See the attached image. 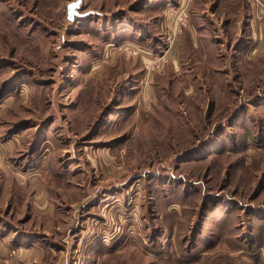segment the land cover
<instances>
[{
  "label": "rangeland",
  "instance_id": "rangeland-1",
  "mask_svg": "<svg viewBox=\"0 0 264 264\" xmlns=\"http://www.w3.org/2000/svg\"><path fill=\"white\" fill-rule=\"evenodd\" d=\"M71 1L0 0V264H264V0Z\"/></svg>",
  "mask_w": 264,
  "mask_h": 264
},
{
  "label": "crops",
  "instance_id": "crops-1",
  "mask_svg": "<svg viewBox=\"0 0 264 264\" xmlns=\"http://www.w3.org/2000/svg\"><path fill=\"white\" fill-rule=\"evenodd\" d=\"M70 3V2H69ZM171 3V2H170ZM82 0H81V3H80V11L79 13L81 12L82 10ZM68 5V4H67ZM66 5V7H67ZM87 13V12H86ZM81 14V13H80ZM82 14H85V13H82ZM98 13L96 12V14H91V15H97ZM89 15V16H91ZM89 16L85 17V18H81L82 20H86ZM81 19H76V20H81ZM68 21V20H67ZM70 22V21H68ZM23 83V82H22ZM20 83V84H22ZM21 86H24L23 84L20 85L19 87ZM12 95H6V96H1V100H0V112L9 104H12L13 102V99L11 97ZM2 126H0V171L2 173V175H0V203H3L4 202V196L6 194H9V197H6L7 200H6V203L8 204L9 202L11 204H16L17 202H19V199H20V203H21V207L24 208V204L28 202V200L25 198V195L23 194L24 191L26 190V188L28 189H33V183H34V180L35 178L33 177H27V174H26V170L25 168L27 167V165H25L26 163H23L22 165H18L20 167V169L22 168V170L20 172H15L17 169L16 167L13 165H11V168L14 167V172L13 174H9L8 172H6L4 170V163H3V160H6L7 157H10L13 155V152H12V142L16 140L17 136L15 137L13 134L14 132H7V135L9 134L10 137L7 138V140H2L1 139V132L3 133V130L1 128ZM4 134V133H3ZM8 160V159H7ZM6 173V174H5ZM19 173V174H17ZM15 178V180L13 179ZM37 190V189H36ZM37 192H40V191H37ZM20 195H23L21 196L20 198H17L19 197ZM39 197V201L40 202V205L41 207L45 206V201H44V198H43V193H41V196L40 195H37ZM5 203V204H6ZM8 207V206H6ZM10 208V207H9ZM14 208H15V205H14ZM4 226H8V232L6 231L5 227ZM16 233L17 232V229L13 226H12V223L7 221V220H3L1 219L0 217V235H2V233H8L9 237L7 236V238H12V235H10L9 233ZM10 240V239H9Z\"/></svg>",
  "mask_w": 264,
  "mask_h": 264
},
{
  "label": "built area",
  "instance_id": "built-area-1",
  "mask_svg": "<svg viewBox=\"0 0 264 264\" xmlns=\"http://www.w3.org/2000/svg\"><path fill=\"white\" fill-rule=\"evenodd\" d=\"M166 8H167V10H168V12L170 13L171 12V14H172V10H173V8H172V6H171V4H168L167 6H166ZM169 31H171L170 33H168L167 35H166V48H165V50L164 51H166V49H167V51H168V49L171 47V45H172V43L174 42V40H175V38H176V36H177V34H176V28H174L173 30L171 29V27L169 28ZM124 46V45H123ZM129 46V45H128ZM119 48H121V46L119 47ZM123 49H124V51L123 52H125L126 54H136V52H138V51H140L139 49H137V48H134V47H127V46H124L123 47ZM120 50V49H119ZM163 63L164 62V56H163V54H161L160 56H153V57H151V59L149 60V63H147V64H145V67H146V69L147 70H150L151 69V71H154V69L155 68H158L159 67V64L160 63ZM150 67V68H149ZM150 72V71H149Z\"/></svg>",
  "mask_w": 264,
  "mask_h": 264
},
{
  "label": "water",
  "instance_id": "water-1",
  "mask_svg": "<svg viewBox=\"0 0 264 264\" xmlns=\"http://www.w3.org/2000/svg\"><path fill=\"white\" fill-rule=\"evenodd\" d=\"M81 0H74L68 3L66 7V18L70 22H74L76 19L85 18L91 14H96V12L89 11L85 14H80L79 11L81 9L80 7ZM1 94V93H0Z\"/></svg>",
  "mask_w": 264,
  "mask_h": 264
}]
</instances>
